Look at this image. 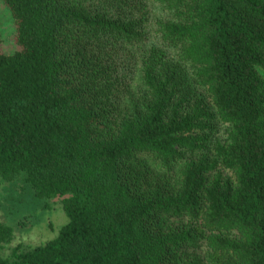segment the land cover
I'll use <instances>...</instances> for the list:
<instances>
[{
	"label": "trees",
	"instance_id": "16d2710c",
	"mask_svg": "<svg viewBox=\"0 0 264 264\" xmlns=\"http://www.w3.org/2000/svg\"><path fill=\"white\" fill-rule=\"evenodd\" d=\"M2 2L0 180L67 221L0 264H264V0Z\"/></svg>",
	"mask_w": 264,
	"mask_h": 264
},
{
	"label": "rangeland",
	"instance_id": "374dc122",
	"mask_svg": "<svg viewBox=\"0 0 264 264\" xmlns=\"http://www.w3.org/2000/svg\"><path fill=\"white\" fill-rule=\"evenodd\" d=\"M11 15L0 0V50L6 53L15 48ZM31 192L17 184L0 180V221L12 228V241L2 250L3 257L21 245L33 247L55 237L67 221L58 199L49 201L45 208Z\"/></svg>",
	"mask_w": 264,
	"mask_h": 264
}]
</instances>
